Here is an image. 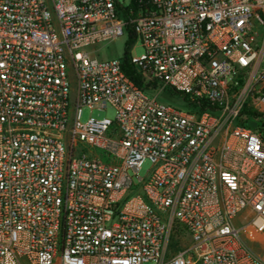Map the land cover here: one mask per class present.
Segmentation results:
<instances>
[{
    "label": "built area",
    "instance_id": "1",
    "mask_svg": "<svg viewBox=\"0 0 264 264\" xmlns=\"http://www.w3.org/2000/svg\"><path fill=\"white\" fill-rule=\"evenodd\" d=\"M130 29L144 88L90 50ZM255 244L264 0H0V264H264Z\"/></svg>",
    "mask_w": 264,
    "mask_h": 264
},
{
    "label": "rangeland",
    "instance_id": "2",
    "mask_svg": "<svg viewBox=\"0 0 264 264\" xmlns=\"http://www.w3.org/2000/svg\"><path fill=\"white\" fill-rule=\"evenodd\" d=\"M129 0H121L123 3H127ZM128 37L126 35L118 38L117 40L103 42L94 47L90 50L94 57L98 58L99 60H113V59H120L123 58L126 48V43L128 41ZM143 53V49L139 43L135 44V48L132 51L133 56H140ZM160 102L164 104L170 105H178L180 107H185L186 105L184 102L181 101L180 95L172 96L170 93L165 92L160 96ZM117 117L116 110L112 107H109L106 110L100 109H91L85 107L82 109L80 120L82 123H87L91 118L95 120H104L110 119L111 121H115ZM151 169L150 163H145L142 167L139 177L146 178L148 175V171ZM137 180V179H135ZM254 249L261 252L264 251V247L261 244L253 245Z\"/></svg>",
    "mask_w": 264,
    "mask_h": 264
},
{
    "label": "trees",
    "instance_id": "3",
    "mask_svg": "<svg viewBox=\"0 0 264 264\" xmlns=\"http://www.w3.org/2000/svg\"><path fill=\"white\" fill-rule=\"evenodd\" d=\"M135 42H136L135 34L133 33L132 29H130L128 41L126 43L125 53L123 56L124 60H125L124 68H125L127 74L130 76V78L136 83V85L141 87V88H144V83L139 78H137L135 76V70L129 64L130 50H131V47L134 45ZM178 243L179 242L174 243V240H173V244L171 247L173 249H177Z\"/></svg>",
    "mask_w": 264,
    "mask_h": 264
},
{
    "label": "water",
    "instance_id": "4",
    "mask_svg": "<svg viewBox=\"0 0 264 264\" xmlns=\"http://www.w3.org/2000/svg\"><path fill=\"white\" fill-rule=\"evenodd\" d=\"M251 126H252V127H254V126H255V124H251Z\"/></svg>",
    "mask_w": 264,
    "mask_h": 264
}]
</instances>
